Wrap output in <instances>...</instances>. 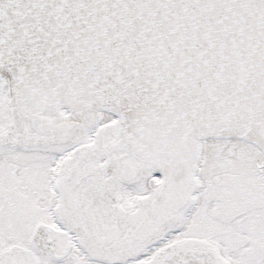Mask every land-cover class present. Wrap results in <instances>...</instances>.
I'll return each mask as SVG.
<instances>
[{"label": "snow or ice", "instance_id": "6c2138e0", "mask_svg": "<svg viewBox=\"0 0 264 264\" xmlns=\"http://www.w3.org/2000/svg\"><path fill=\"white\" fill-rule=\"evenodd\" d=\"M0 264H264V0H0Z\"/></svg>", "mask_w": 264, "mask_h": 264}]
</instances>
